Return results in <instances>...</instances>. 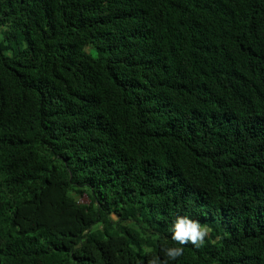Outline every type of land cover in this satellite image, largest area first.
<instances>
[{
    "label": "trees",
    "instance_id": "1",
    "mask_svg": "<svg viewBox=\"0 0 264 264\" xmlns=\"http://www.w3.org/2000/svg\"><path fill=\"white\" fill-rule=\"evenodd\" d=\"M176 215L169 264H264V0H0V264H148Z\"/></svg>",
    "mask_w": 264,
    "mask_h": 264
},
{
    "label": "clouds",
    "instance_id": "2",
    "mask_svg": "<svg viewBox=\"0 0 264 264\" xmlns=\"http://www.w3.org/2000/svg\"><path fill=\"white\" fill-rule=\"evenodd\" d=\"M84 201H87V198ZM170 231L171 240L176 244L162 243L160 254H151L148 264H169L170 261H175L183 255L182 245L190 243L192 246L199 247L204 243V237L207 234L205 226L188 215H176L172 220Z\"/></svg>",
    "mask_w": 264,
    "mask_h": 264
},
{
    "label": "rangeland",
    "instance_id": "3",
    "mask_svg": "<svg viewBox=\"0 0 264 264\" xmlns=\"http://www.w3.org/2000/svg\"><path fill=\"white\" fill-rule=\"evenodd\" d=\"M84 200H85V198H84ZM111 217H112V218H116V215L113 214V215H111Z\"/></svg>",
    "mask_w": 264,
    "mask_h": 264
}]
</instances>
